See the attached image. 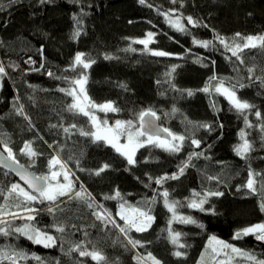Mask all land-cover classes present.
I'll return each mask as SVG.
<instances>
[{"label":"trees","instance_id":"1","mask_svg":"<svg viewBox=\"0 0 264 264\" xmlns=\"http://www.w3.org/2000/svg\"><path fill=\"white\" fill-rule=\"evenodd\" d=\"M165 13L184 20L186 30L171 27ZM74 16L80 18L79 25ZM189 16L196 26L188 22ZM77 28L79 36L74 35ZM148 32L154 35L146 48L138 41ZM236 33L264 35V0H0V64L6 73L0 75V103L4 90L11 85L15 90L0 113V147L5 151L7 145L20 164L40 176L50 175L55 168L50 169L49 161L59 157L74 185L72 193L55 202L27 204L35 210L29 213L35 219L28 221L11 215L28 213L23 197L11 192L13 184L23 185L0 169V220L7 221L0 228L10 233H0V264H13L8 256L16 264H138V258L139 264H153L149 254L160 264H201L202 257L204 264H255L230 251L228 256L213 253L212 236L264 259V241L252 235L234 238L241 229L264 222L259 207L264 201V47L244 49L238 59L216 38L218 34L232 45ZM194 41L211 44L204 48ZM235 42L243 43L239 37ZM155 51L170 55H152ZM77 53L95 63L73 70ZM82 74L95 103L112 102L119 109L106 117L138 124L139 113L151 109L164 128L185 136L181 150L145 145L130 165L111 145L81 135V129L91 132L94 126L88 117L69 111L73 98L61 89H69ZM213 76L217 79L210 91H202ZM220 80L226 87L235 86L237 96L253 107L243 113L235 109L215 91ZM241 132L251 145L243 157L235 151L243 143ZM192 139L200 141L199 147ZM25 144H31L34 157L22 152ZM185 163L178 179L156 183L177 174ZM104 164L109 168L96 175ZM250 172L256 174V192L245 187ZM82 190L91 199L76 198L74 193ZM165 190L169 201H180L177 212L197 223H169ZM216 191L223 195L209 196L204 205L214 211L187 207L190 200ZM121 203L126 209H150L155 218L151 227L122 233L120 227L126 225L117 215ZM97 212L106 218L98 219ZM25 223L56 237V244L45 247L15 232ZM169 229L181 233L178 244L172 243ZM129 240L140 244L133 247ZM80 251L99 252L104 259L96 261ZM177 251L183 255H174Z\"/></svg>","mask_w":264,"mask_h":264},{"label":"snow or ice","instance_id":"2","mask_svg":"<svg viewBox=\"0 0 264 264\" xmlns=\"http://www.w3.org/2000/svg\"><path fill=\"white\" fill-rule=\"evenodd\" d=\"M48 2V0H40V3ZM173 3L176 2V0H172ZM141 4L145 3V0H140ZM166 16H169L168 13H165ZM73 19L76 21L77 25L80 24V18L79 17H73ZM187 20L190 24L193 26L197 25V21L193 20L191 16L187 17ZM169 23L175 27L178 31L184 32L186 29L181 24L180 19L177 18L175 20H172L169 18ZM75 36L80 35L79 28H77L76 32L74 33ZM153 33L148 32L147 38L138 41V43L145 45L147 48L148 44L152 42L153 40ZM236 37H239L243 43H236L235 39ZM217 39H219L220 43L225 46V48L232 53L233 56H236L239 59V53L242 52L244 49L247 48H256L257 46L264 47V35L260 36H241L240 33H236L235 37L233 38V44L229 45L227 43V40L223 37H220L217 34ZM195 43L199 44L200 46L207 48L211 44V41H194ZM152 55L155 56H168L170 55L167 52L164 51H155L152 53ZM107 58V57H106ZM243 63V61H240ZM95 63L94 60L85 59L84 53H77L74 59L73 64V70L76 66H80L83 69H88L91 67V65ZM173 71H175V66L173 67ZM249 71H252V69H249ZM6 74L5 69L2 64H0V75ZM49 76L53 75L51 72L48 73ZM168 75H171L169 73ZM67 79V78H65ZM87 75L82 74L79 76V78L71 81V86L69 89H61V91H65L66 94L73 98V102L69 105V111H76L86 117H88L91 121V124L94 126L95 131L91 132H85L82 129L80 130L81 135L85 136H92L96 141H104L107 144L111 145L116 152L120 153L122 156H124L127 159L128 164H135V153L136 151L144 147L145 145H153L155 147L163 148L165 151L176 153L179 152L183 146V142L185 140V136L183 135H177L173 132H171L168 128H158V126L154 123V119H159L157 117L156 112L147 109L144 111H141L138 116V124L134 123L131 120L128 121H122V120H116L114 125H109L107 120H101L93 111L98 110L103 113L108 112H118L119 109L112 103V102H106L102 104L95 103L87 94L86 90V84H87ZM217 78L215 76L209 78V86H206L202 89L204 92H209L211 88V81L216 80ZM240 87H243V85H240ZM235 86L233 87H226L223 80H220L218 84L215 86V91L217 93H220L223 95L230 103L243 113L245 110L251 109L253 107L252 104L248 103L247 101L241 100L234 90ZM193 93L191 91H188V95H192ZM214 106V105H213ZM175 111V109H174ZM255 115L257 117L260 116V112H256ZM150 118V119H146ZM248 127H251L252 125L248 123ZM72 127H75V125H72ZM203 127L210 128V125H203ZM262 131H264V125H262L261 128ZM65 131H68V129H65ZM161 133H166V137H162ZM241 139L243 140V143L238 145L235 149L238 155L245 156L250 150L251 145L248 142L247 139H245V133H240ZM126 138V143H121V138ZM191 143L197 147L200 145V141L196 139H192ZM5 151L7 152V157L5 158L2 154H0V164L11 167V165H8L6 163L7 159L12 160L15 164L19 165V161L16 160L15 154L13 153L12 149L7 147L5 145ZM22 152L25 155H28L29 157H34L36 155V152L32 149L31 144H25L24 148L22 149ZM192 155H199V154H192ZM191 159V156H189V160ZM57 165L60 167V171H51L50 175H42V176H34L30 173H28L22 165H19L15 169L17 175L20 177L21 180H23L27 185L28 188L32 191H28L25 188L21 187L19 184H13L11 186V192H18L20 197H23V206L25 207V211L28 213H32L35 210L27 207L26 205L40 199L41 202L49 201V202H55L58 198L63 196H68L70 193L74 190V185L72 180L69 177V173L66 170V165L61 162L59 157H53L49 161V167L55 168ZM188 166L187 163H185L183 166L179 168V171L177 174H173L171 176H164L159 178L156 183L162 184L164 180L166 179H178L180 175H183L185 168ZM109 168L108 164H104L97 172L96 175H99L100 172H103ZM63 175L64 181L67 183H61L59 180V177ZM256 174L250 172L249 178L246 182L245 187L252 192H256ZM261 188H264V182L261 183ZM10 192V194H11ZM33 192L38 193V195H34ZM76 198L80 199H91L88 194H86L83 190L78 191L74 193ZM223 193L216 191V192H208L206 193L203 198L199 199H192L188 202L187 207L192 209H197L201 212L203 211H214V209H205L204 205L207 203L209 196H222ZM116 196H119V193L117 192ZM162 196L164 198V204L167 207L168 211L172 214V218L169 221L171 224L172 222H179L183 224H195L197 223L191 216H184L180 215L177 212V206L180 205V201H169V193L167 190H165L162 193ZM194 197H200V193H193ZM115 197H106V199H111ZM22 205H17V207H21ZM89 207H92L93 205L89 203ZM260 210L264 212V201H262L259 205ZM49 211H53V209H49ZM107 210H105L106 212ZM15 218L19 219H26L28 221L34 220L35 216L29 214L27 217L19 216L17 213H11ZM117 215L120 217L121 220L125 222V227H120V225H116L117 227H120V231L122 233H127L128 230L134 229L137 232H145L150 227L152 222L154 221V216L150 214L149 210H141L140 208H125V204L121 203L119 205V212ZM96 216L98 219H105L106 217L102 215L101 213L97 212ZM108 217H111V213H107ZM109 222H112L115 224V220L111 219ZM0 224H7V221L0 220ZM200 227H203V225H200ZM57 231L63 232V227H57ZM170 235H171V241L173 244H178L179 238L181 236V233L179 232H173L171 229H169ZM15 232L20 233L21 235L27 237V239L33 241L36 244H43L45 247H52L56 244V237L52 235H48L46 232L42 231L39 228H36L33 225H30L28 223H25L23 227H17L15 228ZM0 233L4 235H9L7 228H0ZM252 235L255 236V239L259 241H264V222L257 223L248 227H245L241 229L240 231L235 233L234 238L239 239L242 236H248ZM129 243L135 247L136 245L140 244L139 241L136 240H129ZM179 247H185V245L180 244ZM209 247L211 248V251L217 255L223 254L225 256L229 255V251L231 253L244 256L249 260L255 261V264H264V259L257 260V258L249 252H244L241 249L233 246L230 243H227L223 240L217 239L215 236H212L209 240ZM77 250H79V246H77ZM16 255H19L21 258L26 259L27 254L26 253H18ZM81 256H91L93 260L101 261L104 259V257L99 252H87V251H80ZM176 256H181L183 253L180 251H177L174 253ZM8 259L13 260V264H16L15 259L12 256L6 257ZM34 259L39 260L40 258L38 256H33ZM148 258L153 261V264H160V261L157 260L155 257H153L151 254H149ZM138 264H139V258H138ZM201 264H204L203 257L201 258ZM219 264H225V262L221 261Z\"/></svg>","mask_w":264,"mask_h":264},{"label":"rangeland","instance_id":"3","mask_svg":"<svg viewBox=\"0 0 264 264\" xmlns=\"http://www.w3.org/2000/svg\"><path fill=\"white\" fill-rule=\"evenodd\" d=\"M174 14H171V15H169V16H166V20H167V22H168V24L171 26V27H173L170 23H169V18H171L172 20H175V19H177L176 17H174L173 16ZM179 18V17H178ZM180 19V22H181V24L185 27V25H186V22L184 21V20H182L181 18H179ZM173 28H175V27H173ZM15 95V90H14V87H13V85H11V86H9L6 90H4V92H3V94H2V101H1V103H0V113L7 107V105H8V103H9V101H10V99L12 98V96H14ZM94 112H95V114L101 119V120H107L108 121V124L109 125H114L115 124V121L116 120H110L108 117H106L104 114L105 113H103V112H100V111H98V110H93ZM90 120V119H89ZM134 122V121H133ZM134 123H137V122H134ZM94 131H95V128H94ZM121 143H126V138H124V137H122L121 138V141H120ZM137 152V151H136ZM67 170V169H66ZM54 171H60V167H59V165H57L56 167H55V169H54ZM62 177H63V175H62ZM59 180H60V182L61 183H67L66 181H62L61 180V178L59 177ZM23 188H25L24 186H22ZM26 190H28L27 188H25ZM29 213H27V214H20L19 216H21V215H28ZM210 250H211V248H210Z\"/></svg>","mask_w":264,"mask_h":264},{"label":"water","instance_id":"4","mask_svg":"<svg viewBox=\"0 0 264 264\" xmlns=\"http://www.w3.org/2000/svg\"><path fill=\"white\" fill-rule=\"evenodd\" d=\"M146 119H150V118H146ZM151 119L154 120V123L158 126V128H161V129L164 128V127L160 124L159 119H154V118H151ZM161 135H162V137H166V136H167L166 133H161ZM0 154H2L5 158L7 157L6 152H5L4 150H2L1 147H0ZM6 163H7L8 165H11V167H7V166H4V165L0 164V169L3 170V171H5V172H8V173L11 174V175H13V177L16 178V179L19 181V183H21V184H22L25 188H27L29 191H32L31 189L28 188V185H27L23 180L20 179V177L17 175V173H16V171H15V169H16L17 167H19V165H22V164L19 163V165H17V164H15L12 160H10V159H7V160H6ZM22 166L24 167V169H25L28 173H30V174H32V175H34V176H40V175L36 174L35 172H33L32 170H30L29 168H27L26 166H24V165H22ZM33 194H38V193L33 192ZM242 237H243V236H242Z\"/></svg>","mask_w":264,"mask_h":264}]
</instances>
